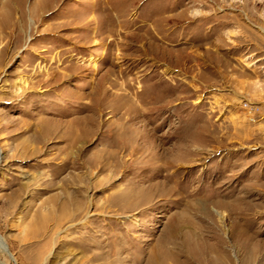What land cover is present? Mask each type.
Instances as JSON below:
<instances>
[{"label":"rangeland","instance_id":"rangeland-1","mask_svg":"<svg viewBox=\"0 0 264 264\" xmlns=\"http://www.w3.org/2000/svg\"><path fill=\"white\" fill-rule=\"evenodd\" d=\"M165 239L264 264V0H0V264Z\"/></svg>","mask_w":264,"mask_h":264},{"label":"bare ground","instance_id":"bare-ground-1","mask_svg":"<svg viewBox=\"0 0 264 264\" xmlns=\"http://www.w3.org/2000/svg\"><path fill=\"white\" fill-rule=\"evenodd\" d=\"M8 20V19H7ZM58 127V126H57ZM73 128V127H72ZM72 130V129H71ZM59 131V130H58ZM48 134H52V133H58V132H53V131H46ZM121 132V130H120ZM124 133V132H123ZM62 134V133H61ZM70 136L69 138H66V141H67V145H74L76 142H77V136L75 133H73V131H71L70 133ZM63 136V135H61ZM81 136V135H80ZM124 147V146H123ZM122 147V148H123ZM125 148V147H124ZM118 151V150H116ZM77 179V178H76ZM78 191V190H77ZM71 198V197H70ZM71 202L73 204V209H72V212L70 213L69 211V214L68 212L66 213L65 212H61L58 216H57V220L56 221H59L61 220V218L63 216H73L75 217L76 216V213L79 212L82 208H83V203L81 202H77L76 200L71 199ZM69 205V204H68ZM67 206V205H66ZM70 206V205H69ZM68 206V207H69ZM72 207V206H71ZM65 207H62V210H64ZM66 209V208H65ZM54 210V208L52 209ZM68 214V215H67ZM54 218V217H53ZM66 219V218H64ZM60 222V221H59ZM58 222V223H59ZM168 240H161V244H163V248H159L158 250H155V251H150L147 253V260H146V264H192L193 262L197 264H202V260L203 259H206L207 260V263L208 264H216L214 259L212 258V256H210V253H205L203 251H200V250H193V251H184V250H177V251H173L171 249H168L165 247L166 243H167ZM100 251V250H99ZM209 252V251H208ZM92 253V252H91ZM216 254V253H214ZM255 255V254H254ZM141 252H138L136 253L135 255H133V264H138L139 260L141 259ZM253 256V255H252ZM258 256V255H257ZM105 257H111L113 258L117 263L119 264H127L126 261H127V257L126 256H122L121 255V252L119 250H116V251H100V252H97V253H94L91 255V259L92 260H97V259H102V258H105ZM182 257H184L182 260ZM216 259L218 258V255L216 254L215 256ZM89 258V257H88ZM110 258V259H111ZM254 258H258V257H253ZM109 259V260H110ZM112 259V260H113ZM210 259V260H209ZM255 260V259H254ZM258 260V259H257ZM87 261V260H86ZM89 261V260H88ZM261 261V260H260ZM259 261V262H260ZM91 262V260H90ZM89 262V263H90ZM105 262V261H104ZM226 262V261H225ZM224 264H227V262ZM253 262V261H252ZM97 263V262H96ZM98 263H101V262H98ZM103 263V261H102ZM107 263L109 264L108 260H107Z\"/></svg>","mask_w":264,"mask_h":264}]
</instances>
